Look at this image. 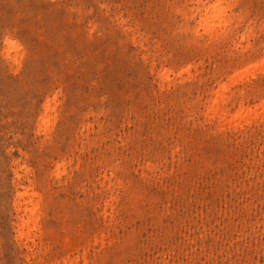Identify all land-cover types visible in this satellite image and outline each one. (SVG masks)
<instances>
[{"label":"rangeland","instance_id":"rangeland-1","mask_svg":"<svg viewBox=\"0 0 264 264\" xmlns=\"http://www.w3.org/2000/svg\"><path fill=\"white\" fill-rule=\"evenodd\" d=\"M64 261L264 264V0H0V264Z\"/></svg>","mask_w":264,"mask_h":264},{"label":"bare ground","instance_id":"bare-ground-1","mask_svg":"<svg viewBox=\"0 0 264 264\" xmlns=\"http://www.w3.org/2000/svg\"><path fill=\"white\" fill-rule=\"evenodd\" d=\"M218 5H219V4H218ZM218 5H214V6L210 7V8H208V9H206V11L204 10V11H205V14H204V16H203L202 21L207 22V23L209 24V25H208L209 27H210V24L212 23V22L209 23V21H211L210 18L213 17V16H214V17H215V16H218V12L221 11V8H219ZM214 17H213V18H214ZM214 20H215V19H214ZM214 20L212 19V21H213L212 24H214ZM220 22H221V21H220ZM205 28H206V27H205ZM212 28H213V27H212ZM219 28H220V27H219ZM212 30H213V29H212ZM208 32H209V30H208ZM211 32H212V31H211ZM7 42H8V47H9V49H16V48H18V47H17L18 45H16L13 41H11V40L8 39ZM167 74H168V73H167ZM162 75H163V77H166L165 74H162ZM221 91H222V90H221ZM47 109H48V107H47ZM243 109H244V108H243ZM243 109L240 108V111L243 110ZM215 110L217 111L216 108H215ZM215 110L212 109V110H211L212 113H214ZM49 111H50V110H49ZM54 111H55V110H54ZM213 111H214V112H213ZM222 111H223V110H222ZM212 113H211V114H212ZM241 113H242V111H241ZM241 113L239 112L238 115L240 114V116H241ZM249 113H250V112H249ZM249 113H246V114H247L246 116H248V118L246 117L245 119H247V120H248L249 117H250V116L248 115ZM48 114H49V113L47 112V116H48V119H49V115H48ZM216 114H218V113H216ZM242 114H244V113H242ZM252 115H253V114H252ZM225 117H226V116H225ZM251 117H252V116H251ZM243 118H244V116H243ZM243 118L240 117V120L243 119ZM48 119L46 118V120H44V121H45V123L43 124V127H44V128H46V127H45L46 123H49V125H51L49 121L47 122ZM237 121H238V120H237ZM241 121H242V120H241ZM243 121H244V119H243ZM245 121H246V120H245ZM236 123L238 124V122H236ZM242 123H243V122H242ZM239 124H240V123H239ZM47 125H48V124H47ZM47 125H46V126H47ZM49 125H48V126H49ZM48 126H47V127H48ZM50 127H51V126H50ZM50 127H49V128H46V129H50ZM48 131H49V130H48ZM60 166H64V165H63V164H62V165H59V168H60ZM64 167H65V166H64ZM64 167H63V168H64ZM59 168H58V170H59ZM60 170H61V169H60ZM16 174H17V173H16ZM17 176H19V175H17ZM26 189H27V188H26ZM28 189H29V188H28ZM30 189H31V188H30ZM32 189H33V188H32ZM28 191H30V190H28ZM33 191H34V190H33ZM34 192H36V191H34ZM26 193H27V190H25L23 193H19L17 196H18L19 198H21V197L23 198V196H24ZM32 195L35 196L33 193H32ZM28 196H29V194H28ZM28 196H27V197H28ZM33 196H32V197H33ZM36 196H37V197L40 196L39 192L36 193ZM37 197H36V198H37ZM34 198H35V197H34ZM40 198H41V197H40ZM18 201H19V200H18ZM24 201H26L25 204H28V203H29V202L27 201V199L24 200ZM27 202H28V203H27ZM19 203H20V201H19ZM19 203H18V204H19ZM22 203H23V202H22ZM33 203H34V204H33ZM37 203H38V202H32V199H31V203H30V204H32V207L29 208L28 205H26V206L24 207L25 211L28 209L30 213H29V215H28L27 220H24V217L22 216L23 219H21V220H24L23 223H21V224H22V226H21L22 228H23L24 226H27V228H29V227H31V223H30V222H33L32 225H36V224H35V221H39L38 219L36 220V217H35V218L33 217V216H36V215H34V214H35V212H34V211H35V208H36L37 206H39V205H38L39 203H38V204H37ZM23 204H24V203H23ZM35 205H36V206H35ZM16 206H17V203H16ZM27 206H28V207H27ZM36 211H37V210H36ZM27 212H28V211H27ZM27 214H28V213H27ZM24 216H26V215H24ZM31 220H33V221H31ZM21 222H22V221H21ZM29 224H30V225H29ZM21 227L18 228V230L21 229ZM33 227H34V226H33ZM24 228H25V227H24ZM34 229H35V227H34ZM30 230H31V229H30ZM35 230H36V229H35ZM22 231H23V232H22ZM32 231H33V230H32ZM19 232H20L21 235H23L24 230H21V231H19ZM28 232H29V231H28ZM20 234H19V236L21 237ZM28 234H29V233H28ZM31 235H32V233H31ZM25 236H26V235H25ZM38 236H40V235H38ZM23 237H24V236H23ZM28 237H30V236L28 235ZM40 238H41V237H40ZM33 239H34V238H33ZM82 259H83V258H82ZM71 261H72V260H71ZM85 262H87V260H86ZM77 263H78V261H77ZM58 264H59V262H58ZM63 264H65V261L63 262ZM70 264H71V263H70ZM74 264H75V263H74ZM85 264H86V263H85Z\"/></svg>","mask_w":264,"mask_h":264}]
</instances>
